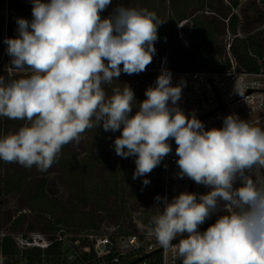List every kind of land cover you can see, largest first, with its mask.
Masks as SVG:
<instances>
[{
    "label": "clouds",
    "instance_id": "obj_1",
    "mask_svg": "<svg viewBox=\"0 0 264 264\" xmlns=\"http://www.w3.org/2000/svg\"><path fill=\"white\" fill-rule=\"evenodd\" d=\"M31 2L32 20L18 18V36L4 41L12 68L27 75L0 76V117L25 121L0 137V160L46 171L65 145L102 127L121 131L115 152L136 157L135 180L160 164L174 139L178 175L210 191L181 192L171 201L157 196L148 235L165 250L174 248L180 264H264V129L230 114L221 128L205 130L177 106L182 85H172L167 69L130 115L133 90L115 87L108 96L104 86L122 71H146L163 22L156 13L118 6L102 18L112 0ZM221 204L224 214L200 232Z\"/></svg>",
    "mask_w": 264,
    "mask_h": 264
},
{
    "label": "rangeland",
    "instance_id": "obj_2",
    "mask_svg": "<svg viewBox=\"0 0 264 264\" xmlns=\"http://www.w3.org/2000/svg\"><path fill=\"white\" fill-rule=\"evenodd\" d=\"M245 1L249 2L242 7L241 12L238 11V9L235 11L229 9L231 7L229 6L230 2L228 0L224 1V4L219 0H207V7L209 8L198 11L195 6H192L191 9L188 10L187 16L188 18H192V21L195 19H206L208 21L213 20L215 22V29H218L220 32L216 43L212 46V48H210L211 51L208 54L205 67L226 68L231 67L232 65L236 66L235 63L239 66L241 65L236 55L227 51L229 44H232V47L236 45V39L232 36L228 37L229 33L226 29V23L228 20L226 18L229 15L227 17L224 15L230 13V10L233 13H238L242 21L244 20V15H246V19L249 24L247 31H256L255 37L256 40L260 41L261 51L264 55V33L263 29H261L264 24V0H240V4ZM1 3H3V12L6 18L10 15H15L14 13H16L17 8L13 5L11 6L14 8L10 7V0H0V4ZM118 6L138 8L140 4L139 2L135 4L134 0H112L111 4L100 13L101 17L104 18L110 16ZM158 10L160 11V16H158V18L163 22L158 26V39L154 42L156 52L153 55L152 62L147 66L146 71L139 74L128 75L122 71L117 80L112 83L117 84L118 81H121L125 85H129V87L133 90L135 94V101L133 102V109L130 115H135L139 107V103L146 99L145 92L147 88L155 86L156 79L160 75V64L164 58L169 57V63L170 61L172 63L177 61L178 58L189 55L192 52L196 53V50L198 57L207 52L205 49L199 50L193 38V50H188L178 40L172 42L169 38L167 27L170 10L167 5H164L161 8L159 7ZM156 15H158V13H156ZM31 17L32 16H30V18ZM30 18L27 20L30 21ZM240 30L242 34L244 31L242 28H240ZM240 38H242L241 35ZM172 55H176L174 60ZM9 58L10 57L8 55L0 57V67H2L3 64H6V67L4 68L5 74L2 73V76H4L5 79H17L27 75V72H19L8 67L9 65L7 64L10 61ZM120 67L122 69L123 65ZM171 68L175 70L186 69L181 67L174 68V66ZM24 123L25 121L10 120L6 117H0V137L8 133L16 132L21 125H24ZM93 148L94 147L91 144L88 131L86 130L82 134L78 143H69L67 144L65 150H61L56 162H54L46 171H39L35 166L29 169L16 163H6L0 160V187H3V183L7 180L14 183L19 180L18 183H20L19 191L13 192L8 196L5 195L0 201V209L2 212L0 218V243L1 235L7 233H15L14 235H17L23 233L24 231H48L50 230L49 227L52 221L59 218L63 220V223L67 226L72 227L73 229H78L75 230L77 231L76 233H84V229L90 228H85V223L87 221L86 219H83L84 217L88 219L91 218L96 222L97 219H95V217H97V215L102 216L103 220L101 219L102 221H97L99 229L101 230H104L109 226H113L115 222L114 220H116V214L114 213V197H107L103 201L104 204L103 207H101L102 211L97 214L94 211V207L96 205L95 199L89 203L76 201V197L82 195L85 189L90 190L93 185L98 183V181H101L100 179L105 173L103 166H96L91 174V177L84 178L82 184L78 181L72 180L71 184L74 185L72 188L68 187V182L65 179L62 166L65 159L81 160L85 155L84 153L92 150ZM103 151L107 159L116 160L117 163L120 164L119 166L122 168L123 172L121 178H125L127 180L125 188L128 192H130V190L132 191V198L129 197L128 194L125 196L128 215L123 227L130 230H136L137 225L142 222L145 213L148 211L150 212L152 208L157 207V174L159 171V165L154 168L151 173L138 177L134 180L133 173L135 172L136 167L135 156L127 158L118 156L115 152L114 146L111 147L108 144L103 147ZM93 152L95 151H92V153ZM19 177L23 180L19 179ZM144 179L149 180L150 183L144 185ZM43 180L48 181L46 196L54 201L53 203H48L47 205L43 201L41 204L39 202H34L35 191L38 189V186ZM111 213L112 219L109 218ZM47 215L51 217V220L47 218ZM18 216H22V219L19 224L15 225L13 221ZM2 257L0 248V258Z\"/></svg>",
    "mask_w": 264,
    "mask_h": 264
},
{
    "label": "built area",
    "instance_id": "obj_3",
    "mask_svg": "<svg viewBox=\"0 0 264 264\" xmlns=\"http://www.w3.org/2000/svg\"><path fill=\"white\" fill-rule=\"evenodd\" d=\"M167 69L172 75V85H182L181 98L177 106L186 116L193 113L205 127L221 128L228 115L238 116L253 126L264 129V69L258 72L246 71L235 65L226 68L206 67L200 70ZM171 103V102H169ZM171 152L159 164V195L171 201L181 192L206 194L210 188L197 184L187 176L180 177L176 161L177 145L174 139L169 140ZM264 174V170H262ZM237 181L234 187H239ZM160 206L157 202V207ZM156 207V214H157ZM224 214L223 205L214 212L202 225L199 231L204 232ZM149 224L143 221L136 230L122 225H114L104 230L89 229L84 233L70 234L60 228L58 239H66L61 254L43 256L38 264H180L175 256V249L165 250L149 236ZM40 240V239H39ZM178 243V239L175 240ZM41 245L47 243L40 240Z\"/></svg>",
    "mask_w": 264,
    "mask_h": 264
},
{
    "label": "trees",
    "instance_id": "obj_4",
    "mask_svg": "<svg viewBox=\"0 0 264 264\" xmlns=\"http://www.w3.org/2000/svg\"><path fill=\"white\" fill-rule=\"evenodd\" d=\"M21 1L22 0H20V3ZM134 1H142L143 3L141 4L140 8H147L148 10L153 12H158L156 10L157 7H163L166 4V0H161L157 3V6H154L155 0ZM219 1L223 3L224 0ZM169 2L173 14L169 21L168 35L172 42L176 41V27L178 21L187 18L188 10L191 9L192 6H195V8L198 10H204L205 8H209L207 7L208 3L206 2V0H169ZM238 4V0H232V7L229 9L233 10V8H236ZM231 10L230 13L224 16L227 17L229 14H231ZM239 22L240 20L238 15L235 13L231 14V16L229 17L228 28L231 34L234 36L237 35ZM214 26L215 22L213 20L208 21L206 19H195L193 21L192 38L195 41L199 50L205 49L207 50V52L204 55L198 57L196 50V53L192 52L189 55H185L184 57L178 58L177 61L172 62L174 68L181 67L190 70H200L205 68V63L208 59V54L211 51L210 48H212V46L216 43L220 34L219 30L215 29ZM235 42L236 45L232 47V53L236 55L242 67L246 71L258 72L261 67L264 66V55L261 51L260 41L256 40L255 35H252L245 39L236 37ZM174 57H176V55H172L173 60ZM0 76H2L1 72ZM124 85V83L118 81L117 84H112L110 86L107 85L104 87L108 96H111L113 88L120 87L122 89ZM87 131L91 140V144L95 149L97 148L98 150H95L93 148L88 152L86 151V153H84L85 155L82 157L81 160L65 159L64 163H62L65 179L68 182V187L72 188L74 186L73 184H71L72 180L78 181L80 184H82L84 178L91 177V174L96 168V166H103L105 173L103 177H101V181H98V183L93 185L90 190L85 189L82 195L76 197V201L88 203L89 201H93L95 199L96 209L94 211H97V209H101V207H103V201L107 197H114V213L116 214L115 223L118 225H122L127 220L128 215L125 196L128 194V196L132 198V191L130 190V192H128L125 188L127 180L125 178H121V175L123 173L122 168L118 166V163L115 160L107 159L103 153V147L107 144L111 147L114 146V141L117 137L120 136L121 131L118 130L115 132H106L102 127H94ZM66 146L67 145H65L62 150H65ZM92 151L95 152L92 153ZM18 182L19 181L15 182L14 184L6 182L3 188L0 187V197L4 193H9L13 190H17L20 184ZM42 201L45 202L46 205L48 203L54 202L45 195L43 188L41 187L40 189L35 191L34 202H39L41 204ZM153 215H156V210L154 208H152L150 212L148 211L145 213L142 220L143 223L149 224V221ZM83 219H86L87 221L85 223V228L91 227L95 231L98 230L95 222H93L91 218L88 219L84 217ZM61 222H63V220H61L60 218L55 219L54 225L59 224ZM49 228H53L51 227V224ZM0 248L4 264H36V261L40 256L39 250L20 252L9 236H6L1 240Z\"/></svg>",
    "mask_w": 264,
    "mask_h": 264
},
{
    "label": "flooded vegetation",
    "instance_id": "obj_5",
    "mask_svg": "<svg viewBox=\"0 0 264 264\" xmlns=\"http://www.w3.org/2000/svg\"><path fill=\"white\" fill-rule=\"evenodd\" d=\"M161 0H155V3H154V6H157V3L160 2ZM224 1H227V0H224ZM223 1V3H224ZM230 2V7H232L231 5V1L232 0H228ZM239 1V4L236 8H233V11L237 10L241 12V9L244 5L247 4V2L249 1H245L243 3L240 4V0ZM139 2L140 6L138 8L141 7V4L143 3L142 1H135V4H137ZM207 2V0H206ZM20 3V0H10V7L12 8L13 6L17 8V11L16 13H14L15 15L12 16H8L7 18L5 17L4 15V12H3V3L0 4V57L1 56H5V55H8L7 54V47L8 45L4 42L6 38H16L18 36V32H17V28H18V25H17V19L18 18H24V19H28L30 18V16H32V2L31 0H22L21 3ZM134 4V3H133ZM13 5V6H11ZM167 5L168 9L170 10V13H169V20H167L168 22V26H169V21L172 17V10L170 8V2L169 0H166V4L165 6ZM13 7V8H14ZM20 8V9H19ZM161 8V7H160ZM159 7H157V11H155V13H158L157 17L160 16V11L158 10ZM205 10V9H204ZM198 11H202V10H198ZM235 13V12H234ZM24 14H27V15H24ZM231 14H233V12H231ZM231 14H229V16L226 18L228 19L227 20V23H226V29L229 33V36L228 37H234L236 39V37L240 38V35L242 37V39H245L249 36H252V35H255L256 31L253 32V31H247V27H248V21L246 19V15H244V20L242 21L241 20V17L238 15V13H235L238 15L239 20L242 22V25L238 28V32H237V35H232L231 32L229 31V28H228V22H229V17L231 16ZM32 20V17L30 18V21ZM167 26V27H168ZM240 28L243 29V33L241 34V30ZM249 28V27H248ZM261 29L264 30V24L263 26L261 27ZM192 32H193V21H192V18H185V19H181L178 21L177 23V27H176V40H178L179 42H181L188 50H193V47H192ZM231 47H232V44H229L228 47H227V51L228 52H232L231 51ZM9 56V55H8ZM10 57V56H9ZM9 63L7 65H9L8 67L12 68V65H11V57L9 58ZM165 64V65H164ZM237 68H243L241 65L239 66L237 63H235ZM161 67L160 68H166V67H173L171 61L169 63V57H166L164 58L162 61H161ZM167 65V66H166ZM4 66V67H3ZM2 67H0V72L5 74L4 72V68L6 67V64H3ZM206 68V67H205ZM244 69V68H243ZM261 69H264V66L261 67ZM21 124V123H20ZM22 126V125H21ZM20 126V127H21ZM67 147V146H66ZM90 154V153H88ZM116 161V160H115ZM117 162V161H116ZM120 164H118L119 166ZM159 171H160V168H159ZM159 171H158V177H157V196L159 195ZM19 179H21L19 177ZM23 180V179H21ZM19 181V180H18ZM6 182H10L9 180L5 181L3 183V187H4V184ZM17 182V181H16ZM47 183L48 181L47 180H43L42 183L38 186V189H40L41 187L43 188V191L46 195V188H47ZM10 184H14V182H10ZM2 187V188H3ZM20 187L17 189V190H13L9 193H4L1 195L0 197V201L2 200V198L5 196V195H10L12 194L13 192H17L19 191ZM37 189V190H38ZM90 202V201H89ZM88 202V203H89ZM86 203V202H84ZM96 208L94 207V210ZM156 210V207L154 208ZM102 211V209H97V211H95V213L97 214L98 212ZM1 209H0V218H1ZM47 218H49V220H51V217L49 215H47ZM109 218L112 219V213L111 215H109ZM22 219V216H18L16 217V219L13 221L15 225L19 224L20 221ZM96 222V226H97V229H99V225L97 224V221H102V216L100 215H97V217H95ZM94 219V220H95ZM102 219V220H101ZM55 220V219H54ZM54 220L52 221L51 223V227H53L52 229L50 228V230L48 231H37V230H34V231H24L23 233H20V234H17V235H14L15 233H11V234H4V235H1V240L6 237V236H9L16 248L20 251V252H25V251H30V250H39L40 251V256L38 257V260L36 261V264H38V262L42 259L43 256H49L50 254H61V251H63V246L64 244L66 243V239H58V231L60 228H65L67 229V231L70 233V234H74L76 233L77 231L76 228L73 229L72 227H69L67 226L65 223L61 222L59 224H56L54 225ZM115 221V220H114ZM114 225H118L114 222L113 226ZM89 229H93V228H88L86 230H89ZM85 229L83 231H86ZM43 240L44 242H46L47 244L46 245H41L39 244L40 243V240Z\"/></svg>",
    "mask_w": 264,
    "mask_h": 264
},
{
    "label": "water",
    "instance_id": "obj_6",
    "mask_svg": "<svg viewBox=\"0 0 264 264\" xmlns=\"http://www.w3.org/2000/svg\"><path fill=\"white\" fill-rule=\"evenodd\" d=\"M241 25H242V22L240 21V22H239V27H240ZM174 242H177V241H174ZM174 242H173V243H174Z\"/></svg>",
    "mask_w": 264,
    "mask_h": 264
}]
</instances>
